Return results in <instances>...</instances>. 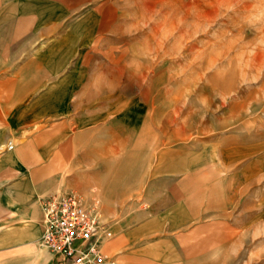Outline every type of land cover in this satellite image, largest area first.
I'll return each instance as SVG.
<instances>
[{
	"label": "rangeland",
	"instance_id": "obj_1",
	"mask_svg": "<svg viewBox=\"0 0 264 264\" xmlns=\"http://www.w3.org/2000/svg\"><path fill=\"white\" fill-rule=\"evenodd\" d=\"M65 16L63 86L47 89L84 148L62 190L106 199L108 224L149 221L160 264L183 226L187 264H264V0H86Z\"/></svg>",
	"mask_w": 264,
	"mask_h": 264
},
{
	"label": "crops",
	"instance_id": "obj_2",
	"mask_svg": "<svg viewBox=\"0 0 264 264\" xmlns=\"http://www.w3.org/2000/svg\"><path fill=\"white\" fill-rule=\"evenodd\" d=\"M81 1L0 0V264H61L40 245L42 202L63 191L64 167L79 164L84 147L78 134L66 138L62 89L47 86H63L64 37L74 31H65V10H78ZM49 100L59 103L50 107ZM102 203L105 215L110 205ZM109 223L113 236L101 244L109 260L160 264L152 246L140 243L156 232L149 221L129 228L123 218ZM183 227L165 250L171 264H187Z\"/></svg>",
	"mask_w": 264,
	"mask_h": 264
},
{
	"label": "built area",
	"instance_id": "obj_3",
	"mask_svg": "<svg viewBox=\"0 0 264 264\" xmlns=\"http://www.w3.org/2000/svg\"><path fill=\"white\" fill-rule=\"evenodd\" d=\"M42 210L40 245L59 263L114 264L102 252L101 244L113 234L97 199L87 201L74 190H63L47 196Z\"/></svg>",
	"mask_w": 264,
	"mask_h": 264
}]
</instances>
